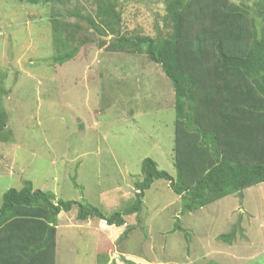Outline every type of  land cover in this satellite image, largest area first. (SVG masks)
Segmentation results:
<instances>
[{
    "label": "rangeland",
    "instance_id": "obj_1",
    "mask_svg": "<svg viewBox=\"0 0 264 264\" xmlns=\"http://www.w3.org/2000/svg\"><path fill=\"white\" fill-rule=\"evenodd\" d=\"M99 1L0 0V69L7 74L3 101L12 132L0 142V206L8 189L30 180L35 189L109 216L135 199L144 159L176 174L175 95L160 65L145 54L113 52L112 37L96 35L71 61L53 63L52 18L75 9L94 14ZM110 1L121 34L170 33L162 0ZM76 216L77 208L59 215L57 264H264V183L246 189L242 200L230 195L184 213L169 182L157 180L126 225ZM235 224L242 230L232 243L221 241Z\"/></svg>",
    "mask_w": 264,
    "mask_h": 264
},
{
    "label": "trees",
    "instance_id": "obj_2",
    "mask_svg": "<svg viewBox=\"0 0 264 264\" xmlns=\"http://www.w3.org/2000/svg\"><path fill=\"white\" fill-rule=\"evenodd\" d=\"M162 1L170 33L157 37L121 34V18L110 0H100L94 14L75 9L62 18L54 16L53 63L71 61L97 33L112 37L109 50L145 54L160 65L175 95L176 174L159 169L152 158L144 159L135 199L109 216L99 207L59 199L25 180L20 190L10 188L2 197L0 264H56L62 212L77 208V221L98 219L121 227L126 225L125 217L139 215L146 191L157 180L169 182L181 197L184 213L230 195L242 200L246 189L264 183V0L253 6L232 0ZM70 17L76 20L71 22ZM6 78L0 69V142H9L12 136L3 101L10 93ZM238 225L219 239L232 243L242 230Z\"/></svg>",
    "mask_w": 264,
    "mask_h": 264
},
{
    "label": "crops",
    "instance_id": "obj_3",
    "mask_svg": "<svg viewBox=\"0 0 264 264\" xmlns=\"http://www.w3.org/2000/svg\"><path fill=\"white\" fill-rule=\"evenodd\" d=\"M91 222V221H89ZM104 222V221H103ZM59 224H60V218H59ZM58 229H59V226H58ZM57 259H58V244H57V258H56V264H57Z\"/></svg>",
    "mask_w": 264,
    "mask_h": 264
},
{
    "label": "water",
    "instance_id": "obj_4",
    "mask_svg": "<svg viewBox=\"0 0 264 264\" xmlns=\"http://www.w3.org/2000/svg\"><path fill=\"white\" fill-rule=\"evenodd\" d=\"M91 31H92V30H91ZM96 36L99 37V38H101V39H107L106 36H105V37H102V36H99L97 33H96Z\"/></svg>",
    "mask_w": 264,
    "mask_h": 264
}]
</instances>
